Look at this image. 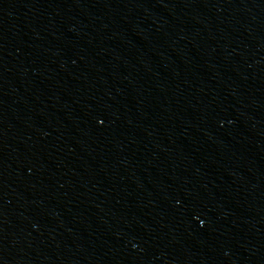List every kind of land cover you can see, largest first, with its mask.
I'll list each match as a JSON object with an SVG mask.
<instances>
[{"label":"water","instance_id":"obj_1","mask_svg":"<svg viewBox=\"0 0 264 264\" xmlns=\"http://www.w3.org/2000/svg\"><path fill=\"white\" fill-rule=\"evenodd\" d=\"M0 264H264V0H0Z\"/></svg>","mask_w":264,"mask_h":264}]
</instances>
